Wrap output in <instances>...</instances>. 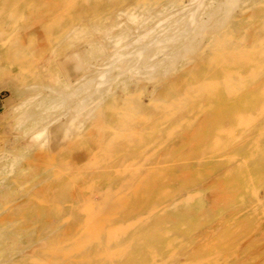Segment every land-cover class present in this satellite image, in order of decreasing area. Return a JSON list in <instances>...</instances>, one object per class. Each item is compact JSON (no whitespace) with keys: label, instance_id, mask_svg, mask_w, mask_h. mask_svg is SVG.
Listing matches in <instances>:
<instances>
[{"label":"rangeland","instance_id":"1","mask_svg":"<svg viewBox=\"0 0 264 264\" xmlns=\"http://www.w3.org/2000/svg\"><path fill=\"white\" fill-rule=\"evenodd\" d=\"M201 1L0 0V260L264 264V0H219L177 21L178 40L123 45L151 68L130 54L80 77L115 64L110 37L131 18ZM70 104L73 122L55 115Z\"/></svg>","mask_w":264,"mask_h":264},{"label":"bare ground","instance_id":"2","mask_svg":"<svg viewBox=\"0 0 264 264\" xmlns=\"http://www.w3.org/2000/svg\"><path fill=\"white\" fill-rule=\"evenodd\" d=\"M218 1L219 0H206V1H201V2H199L198 4H197V6H194V7H191V8H187L186 7V5L185 4H179V6L178 5H176L174 8V10H171V11H168V7L167 8H163V7H160L161 5L160 4H158V5H155L153 8H148V9H146L142 14H140L139 13V15H136L134 18H131L130 19V21H132V26H133V31L134 32H136V36L135 35H130L129 34V31H130V29L129 28H131L132 26H121L120 27V30H122L123 32H120L119 34H116V35H114V36H112V37H110L111 39H110V41H109V43H110V48H109V50L111 51V53L113 54H110V55H107L106 54V56H110L111 57V59L110 60H116L115 61V64L114 63H108V64H103V63H100L99 61H93V63L90 65V66H87L84 70H83V73H81L80 74V77H85V78H87V76L89 75V76H91V78H90V81H91V79H93V77L94 76H100V75H102V73L103 72H106V71H110V70H112L113 68H120L119 66H116V63L118 62V61H120L121 59H126V57L129 55V57L130 56H134L133 57V60L131 61L132 63L130 64H128L129 65V67H131V66H139L140 65V67H145V68H151L152 67V65H153V63L155 62V61H157V59L158 58H155L154 56H152V57H150V58H145L144 57V55L142 54V51H141V53H136V52H132V53H130L131 51H127V50H125L124 51V47H126L127 45H126V42L128 41V42H138V38L139 37H142L143 35H147V34H151V37L149 36V38L148 39H146L147 40V44L149 43V44H155V46H156V44L157 45H159L158 43H160L161 41H162V43H163V40H169L168 42H170V40L171 39H174V38H176L177 39V33H176V28L178 27V26H175V23L177 22V21H181V22H183V18L185 19L186 17H187V14L189 13L190 14V12L193 14V16L191 17V19L192 20H194L195 22H198V21H201V19H199V17H198V15H202V14H204L205 12H207L206 10L208 9V8H213L214 6H215V4H218ZM231 1H233V0H231ZM147 2V1H146ZM159 2H160V0H159ZM196 2V1H195ZM155 3H157V2H155ZM161 3H163V2H161ZM172 3V2H171ZM230 3V2H229ZM233 3V2H232ZM221 4V3H220ZM163 5V4H162ZM191 5V4H190ZM167 6V5H166ZM169 6V5H168ZM217 6V5H216ZM219 6V5H218ZM164 7H165V4H164ZM234 7V6H233ZM238 7H240L241 9L239 10V11H241V10H243V8L244 7H241V5L240 6H238ZM215 8V7H214ZM233 9V8H232ZM236 8H234V10H235ZM229 11V10H228ZM230 11H231V9H230ZM229 11V12H230ZM124 12V9H121L120 7H113V8H109V10H108V13L106 14V16H105V19L106 18H108V17H114V18H116L117 19V17H119L122 13ZM136 12V11H135ZM211 12V11H210ZM207 15V14H206ZM226 15V14H225ZM254 15V14H253ZM209 16V15H208ZM228 16L229 15H226V16H224V17H226V18H228ZM230 16H231V12H230ZM206 17V16H205ZM207 18V17H206ZM210 18V17H209ZM162 20H164V21H167V22H170V23H168L166 26H170L167 30H169L167 33H164V34H161V30L164 28V27H162ZM172 22V23H171ZM197 24V23H196ZM205 26V25H204ZM171 28V29H170ZM178 28H180V27H178ZM198 28V27H197ZM132 29V28H131ZM207 29H209V27L208 28H206L205 30H207ZM191 30H195L194 28L192 29H190L188 32H190ZM210 30H212V32H213V29H210ZM161 31V32H160ZM179 31V30H178ZM207 31H209V30H207ZM215 31V30H214ZM193 32V31H192ZM16 33V32H15ZM155 33V34H154ZM194 33V32H193ZM192 33V34H193ZM203 33H205L204 31L202 32V34ZM209 33H211V31L209 32ZM209 33H207V35L209 34ZM191 34V35H192ZM201 34V35H202ZM188 35V33L185 35V36H183V37H186ZM196 35V34H195ZM198 35H199V33H198ZM200 36V35H199ZM222 36V35H221ZM182 37V36H181ZM180 39H183V38H180ZM192 38H190L189 40L190 41H192L191 40ZM204 39V38H203ZM178 40V39H177ZM202 40V39H201ZM190 41H188V44H189V42ZM165 43H167V42H165ZM203 43V42H202ZM201 43V44H202ZM194 44V43H193ZM198 44V43H197ZM123 45H126V46H123ZM206 45H207V43H206ZM184 46V45H183ZM182 46V47H183ZM204 46V45H203ZM85 47V46H84ZM181 47V48H182ZM185 47V46H184ZM189 47V46H188ZM186 48V47H185ZM191 48V47H190ZM174 50V47H168V48H165V49H161V51H159L158 52V54H160V58H165V57H167L172 51ZM177 51V50H176ZM179 51V50H178ZM100 52H105V50L104 49H102V51H100ZM110 53V52H109ZM130 54H132V55H130ZM172 54V53H171ZM175 54V53H174ZM109 58V57H108ZM30 59V58H29ZM105 60H107L106 58L103 60V61H105ZM109 60V61H110ZM106 62H108V60L106 61ZM128 61H126V63H127ZM45 64V63H44ZM137 66V67H138ZM142 67V68H143ZM120 71V70H119ZM142 71V70H141ZM144 71V70H143ZM151 71V70H150ZM81 72H82V70H81ZM112 72V71H111ZM117 73V72H116ZM115 73V74H116ZM188 73V72H187ZM209 73V72H208ZM116 76V75H115ZM193 77V76H192ZM126 78V77H125ZM125 78H122V79H113L112 80V82H111V85L113 86V88H115V87H120V88H125L127 85H128V82L126 81V79ZM157 78V77H156ZM253 80V79H252ZM74 81H75V79H74ZM88 81V80H87ZM254 81V80H253ZM34 82V81H33ZM84 82V81H83ZM89 82V81H88ZM154 83V82H153ZM33 84V83H32ZM64 85L65 86H67L66 85V83L64 82ZM83 85V84H82ZM86 85H87V83H86ZM96 85H100V83H96ZM134 85V84H133ZM143 85V84H142ZM30 86H32V85H30ZM84 86H85V84H84ZM152 87V86H151ZM159 87V86H158ZM95 88V87H94ZM99 89V88H98ZM111 89V88H110ZM154 89V88H153ZM77 90H78V88H77ZM121 90V89H120ZM75 91V90H74ZM73 91V92H74ZM125 91V90H124ZM55 92V91H54ZM72 92V93H73ZM78 92V91H77ZM151 92V91H150ZM71 93V92H70ZM92 93V92H91ZM46 94V93H45ZM75 93H73L72 94V96L71 97H73V95H74ZM93 94V93H92ZM70 95V94H69ZM91 95V94H90ZM139 95V94H138ZM76 96V95H75ZM88 96H89V94H88ZM87 96V97H88ZM65 97V96H64ZM86 97V96H85ZM86 97V98H87ZM81 100V99H80ZM86 102H90V101H87V100H85ZM85 102V103H86ZM82 103V102H81ZM84 103V104H85ZM71 105V106H70ZM70 105H68L67 107H65V108H63L62 110H59V112L57 113H55V115H58L59 113H61L62 115H64V116H66L67 118L66 119H68V121L69 122H73V118H74V116L76 115L75 114V111L78 109V108H80L81 107V105H80V107H78L76 110L74 109V107H73V105L72 104H70ZM83 105V104H82ZM259 105V104H258ZM83 107V106H82ZM81 107V108H82ZM87 108V107H86ZM107 109V108H106ZM108 110V109H107ZM95 115V114H94ZM61 116V115H60ZM91 117V116H90ZM27 119V118H26ZM52 119V118H51ZM89 119V118H88ZM92 120V119H91ZM37 122V121H36ZM48 122V121H47ZM46 122V123H47ZM55 122V121H54ZM92 122V121H91ZM93 123V122H92ZM38 124V123H37ZM40 124V123H39ZM44 124V123H43ZM81 124V123H80ZM42 125V124H41ZM41 125H39V127L41 126ZM82 125V124H81ZM71 127V126H70ZM72 128V127H71ZM82 128V127H81ZM33 129V128H32ZM80 129V128H79ZM41 132H43V128L41 127L35 134H37L38 136H39V134L41 133ZM44 133H42V135H43ZM36 136V135H35ZM41 136V135H40ZM31 137H33V136H31ZM76 137V136H75ZM39 138V137H38ZM45 137H43V139H44ZM30 139V138H29ZM34 139V138H33ZM42 139V140H43ZM38 140V139H37ZM35 141H36V139H35ZM35 144V143H34ZM32 145V144H31ZM27 155V154H26ZM8 157H6L5 159H7ZM30 160V159H29ZM15 163V162H14ZM28 163V162H27ZM10 166V165H9ZM11 169V168H10ZM16 170V169H15ZM11 171V170H10ZM35 187V186H34ZM105 190H107V189H105ZM105 190H104V192H105ZM103 192V191H102ZM109 191H107V193H108ZM107 193H106V196H109V195H107ZM114 193V192H113ZM108 194H110V193H108ZM100 195H101V193H100ZM187 195H188V193H187ZM193 195H194V193H193ZM88 196H89V194H88ZM111 197H112V194L110 195ZM178 196H180L179 194H178ZM175 197H177V196H175ZM187 197H189V196H187ZM105 198V197H104ZM109 198V197H108ZM85 199V198H84ZM107 199V198H106ZM111 199V198H110ZM82 200V199H81ZM88 200V199H87ZM91 200V199H90ZM97 200V199H96ZM176 200V198H173V199H171V202H174ZM100 201H102V200H100ZM104 201V200H103ZM85 203L86 202V199H85V201H81L80 203ZM105 202V201H104ZM81 205V204H80ZM88 205H89V207L92 205L93 206V204H90V202L88 203ZM88 205L86 204L85 206H87L88 207ZM82 206H84V204H82L81 205V207ZM164 206V205H163ZM86 208V207H85ZM91 208V207H90ZM89 208V209H90ZM79 210H80V207H79ZM84 210H86V209H84ZM93 210V209H92ZM7 211H8V205H7V203H4V204H0V216L2 215V214H5V213H7ZM87 211V210H86ZM86 214V213H85ZM90 215V214H89ZM89 215L87 214V216L85 217V218H87V219H85V220H87L86 221V223L87 222H89L88 221V217H89ZM92 216H94V215H92ZM98 217V216H97ZM91 218V217H90ZM85 220H84V222H85ZM92 221V220H91ZM91 223V222H90ZM95 224V223H94ZM88 227V226H87ZM92 227H93V225H92ZM4 227H0V230H2ZM100 228V227H99ZM6 230V229H5ZM95 229H93V231H94ZM1 232V231H0ZM38 242V241H37ZM8 244V242H6V238L4 237V236H2L1 237V234H0V254L1 253H5L6 252V250H7V248H6V245ZM9 246V245H8ZM8 251V250H7ZM14 254H22V250H20V251H15V253ZM13 255V253L12 254H8L5 258H3V259H1L0 260V264H9L10 262H11V256ZM47 263V262H46Z\"/></svg>","mask_w":264,"mask_h":264}]
</instances>
